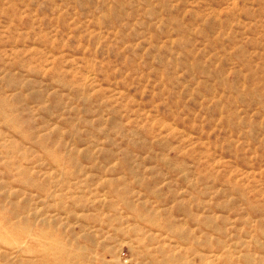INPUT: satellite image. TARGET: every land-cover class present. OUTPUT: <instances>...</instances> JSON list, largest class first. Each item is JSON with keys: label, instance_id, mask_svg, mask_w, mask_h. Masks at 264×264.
<instances>
[{"label": "rangeland", "instance_id": "obj_1", "mask_svg": "<svg viewBox=\"0 0 264 264\" xmlns=\"http://www.w3.org/2000/svg\"><path fill=\"white\" fill-rule=\"evenodd\" d=\"M0 264H264V0H0Z\"/></svg>", "mask_w": 264, "mask_h": 264}]
</instances>
